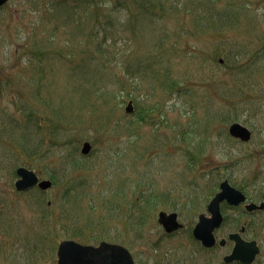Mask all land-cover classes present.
<instances>
[{
    "label": "rangeland",
    "instance_id": "1",
    "mask_svg": "<svg viewBox=\"0 0 264 264\" xmlns=\"http://www.w3.org/2000/svg\"><path fill=\"white\" fill-rule=\"evenodd\" d=\"M103 2L92 16L76 0L0 8V109L19 128L30 112L43 123L31 118L23 143L0 132V264H57L74 235L121 244L137 264H223L229 248L209 262L187 243L223 180L262 200L264 0ZM235 122L249 142L228 135ZM20 166L53 173V187L17 194ZM159 211H176L184 229L167 236ZM222 214L218 238L248 225L261 248L253 264H264V211Z\"/></svg>",
    "mask_w": 264,
    "mask_h": 264
},
{
    "label": "water",
    "instance_id": "2",
    "mask_svg": "<svg viewBox=\"0 0 264 264\" xmlns=\"http://www.w3.org/2000/svg\"><path fill=\"white\" fill-rule=\"evenodd\" d=\"M8 0H0V6ZM131 102L126 108V112H132ZM229 133L242 141H248L250 139V132L238 125L233 124ZM90 150L89 143L83 145L82 153L87 154ZM17 175L20 180L16 183L17 190H25L34 186L37 183V178L33 172L20 168L17 170ZM50 182L44 181L39 184L41 189H47L50 187ZM221 192L218 193L208 206V210L211 213V218H205L203 215L199 218V223L194 230V236L198 240H201L205 246H212L214 238L212 232L218 228L222 223V216L220 214L219 205L222 201L226 200L230 205H238L245 200L244 196L235 189L231 188L227 181L223 182L220 186ZM264 204L259 207L250 204L246 206L249 211L254 209H263ZM159 224H161L165 231L171 233L181 225L176 220V214H166L161 212L158 218ZM231 238L236 239L235 235ZM237 240V239H236ZM258 248L255 243H243L237 241L233 254L225 258L226 262H232L239 260L242 263L250 264L253 262ZM59 262L58 264H132L131 257L127 250L124 248L107 244L102 242L99 247L94 248L91 246H82L73 241H64L60 244L58 249Z\"/></svg>",
    "mask_w": 264,
    "mask_h": 264
},
{
    "label": "flooded vegetation",
    "instance_id": "3",
    "mask_svg": "<svg viewBox=\"0 0 264 264\" xmlns=\"http://www.w3.org/2000/svg\"><path fill=\"white\" fill-rule=\"evenodd\" d=\"M255 214H258V213H252V215H255ZM248 226V225H247ZM236 230H233L232 232H230L227 237H226V241L224 243H214V245L212 247H204L202 245V243L198 242L197 240H195L193 238V235H192V229H191V238L192 240L194 241V243H187V245L189 246L190 248V251L191 253L193 254V256H196L198 255L199 253H204V255H206L208 257V261L210 262L211 260L215 259V252L217 251V249H225V248H229V252L227 254H230L233 250V247L235 245V243L231 240H229V235L231 233H239L240 237L245 240V241H250V238H248L247 236V230L248 228L243 225V226H240V227H237V225L235 226ZM184 229V228H183ZM220 228L218 230H216L214 232V235L216 237V239H219L218 238V232H219ZM182 231V230H181ZM177 233L179 232H176L174 234H172L171 236H174L176 235ZM221 240V239H220ZM258 246H260L259 244L260 243H257ZM186 245V244H185ZM133 257V256H132ZM134 259V257H133ZM134 262L136 263V260L134 259ZM137 264V263H136ZM234 264H239L238 262L237 263H234Z\"/></svg>",
    "mask_w": 264,
    "mask_h": 264
},
{
    "label": "trees",
    "instance_id": "4",
    "mask_svg": "<svg viewBox=\"0 0 264 264\" xmlns=\"http://www.w3.org/2000/svg\"><path fill=\"white\" fill-rule=\"evenodd\" d=\"M76 2H77L78 7L80 8V10L83 13H87L89 16H92V13H94V10L96 9V7L98 5H100V3H104L103 0H76ZM34 54L38 58L40 57V51L38 49L35 50ZM29 118H32V120H33V116L31 114V112L29 114ZM30 122H31V119L28 120V123H30ZM33 126H34L35 129H40L42 127L41 124L38 127V125L35 123L34 120H33ZM42 142H43V140H40V143H42ZM98 221H100V218H98ZM80 241L82 243H96V242L100 241V235H93V236H90V237H83Z\"/></svg>",
    "mask_w": 264,
    "mask_h": 264
}]
</instances>
